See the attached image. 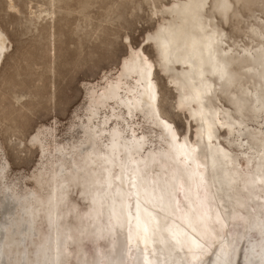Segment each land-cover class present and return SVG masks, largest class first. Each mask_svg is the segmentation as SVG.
<instances>
[{
	"label": "rangeland",
	"instance_id": "1",
	"mask_svg": "<svg viewBox=\"0 0 264 264\" xmlns=\"http://www.w3.org/2000/svg\"><path fill=\"white\" fill-rule=\"evenodd\" d=\"M230 1L225 19L213 12L226 33V44L236 52L243 47L256 49L261 41L258 33H264V1ZM12 2L13 9L8 0H0V29L7 37V47L0 55V264H105L106 258L100 260L103 253L112 256L123 248L122 259L127 260V245L119 227L111 236L98 231L86 236L85 218L94 210L95 201L80 166L83 159L93 156L85 126L98 123L97 119L88 120L90 93H100L118 77L131 49H141L155 65L160 114L180 137L199 144L200 161L207 167V176H212L206 164L208 149L199 143V122L179 106V92L170 82L172 73L159 66L150 39L169 19L166 9L174 0ZM212 3L207 0V11H213ZM255 82L257 88L263 84L262 80ZM253 85L243 79L242 84L232 87V94L217 96L215 104L241 123L232 133L220 125L215 128V141L232 157L233 169L228 164L226 174L211 179L217 186H231L229 191H218L224 210L229 214L239 210L248 217L253 201L245 187L247 180L264 172L260 159L264 155V111H253L243 93ZM100 112L103 116V108ZM133 119L138 122L139 135L145 136L143 154L165 148L159 125L146 121L141 113ZM165 170L156 165L148 169L146 178L154 177L160 183L167 178ZM229 196L240 199L243 205L233 206ZM48 200L49 216L45 210ZM230 231L238 237L233 242L238 256L228 264H264L249 252L250 238L256 236L253 229L245 232L240 224L235 228L230 224ZM56 234L65 253L54 263L46 245L55 241Z\"/></svg>",
	"mask_w": 264,
	"mask_h": 264
},
{
	"label": "bare ground",
	"instance_id": "2",
	"mask_svg": "<svg viewBox=\"0 0 264 264\" xmlns=\"http://www.w3.org/2000/svg\"><path fill=\"white\" fill-rule=\"evenodd\" d=\"M8 1L13 9L12 0ZM206 5L207 0H174L166 9L169 19L150 39L156 47L159 66L172 73L170 82L179 92V106L199 122V143L208 149L206 164L212 176H207V167L200 161L199 144L180 137L172 123L160 114L155 65L141 49H131L118 77L109 81L100 93L92 90L89 96L88 120L97 119L98 123L85 126L93 156L83 159L80 167L91 186L89 191H93L90 197L95 201L96 211L92 210L85 218L84 232L88 237L97 231L102 236H111L119 227L127 245L128 264H228L238 256L233 244L238 237L229 233L230 224L234 228L240 224L245 232L254 230L256 238H250L249 252L264 262V172L247 180L245 186L253 201L250 217L239 210L226 212L218 191H229L231 186L225 184L224 188L211 181L226 174L228 164L233 169L232 157L215 141V128L220 125L232 133L241 123L215 104L218 94H232V87L242 84L243 79L252 85L262 80V86L257 88L259 82H255L256 86L245 88L243 93L253 111H264V33L260 31L261 25L258 30L261 41L256 49L243 47L236 52L232 45L226 44V33L213 15L217 12L225 19L231 1L213 0L210 7L213 11H207ZM6 47L7 37L0 29V55ZM237 109L240 111V107ZM138 113L161 127L164 149H151L143 154L145 136L139 135L138 122L133 119ZM260 159L264 168V155ZM156 165L167 170V178L161 184L154 177L146 178L148 169ZM234 173L232 170L231 174ZM229 198L233 206L243 205L240 199ZM46 205L49 216L50 200ZM57 234L55 241L46 245L54 263L65 253ZM123 249L112 256L103 253L100 260L103 257L105 264H125ZM208 252L210 256L206 257ZM246 260L252 262L248 257Z\"/></svg>",
	"mask_w": 264,
	"mask_h": 264
},
{
	"label": "snow or ice",
	"instance_id": "3",
	"mask_svg": "<svg viewBox=\"0 0 264 264\" xmlns=\"http://www.w3.org/2000/svg\"><path fill=\"white\" fill-rule=\"evenodd\" d=\"M137 226L139 227V222H138V225ZM145 231H146V229H145Z\"/></svg>",
	"mask_w": 264,
	"mask_h": 264
}]
</instances>
